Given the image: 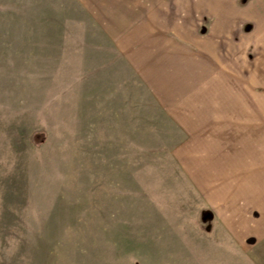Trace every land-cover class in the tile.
Here are the masks:
<instances>
[{"label":"rangeland","instance_id":"374dc122","mask_svg":"<svg viewBox=\"0 0 264 264\" xmlns=\"http://www.w3.org/2000/svg\"><path fill=\"white\" fill-rule=\"evenodd\" d=\"M0 264H264V0H0Z\"/></svg>","mask_w":264,"mask_h":264}]
</instances>
